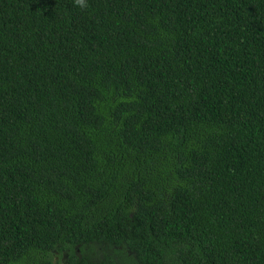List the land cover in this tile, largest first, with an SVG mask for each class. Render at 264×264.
Wrapping results in <instances>:
<instances>
[{
	"label": "trees",
	"instance_id": "16d2710c",
	"mask_svg": "<svg viewBox=\"0 0 264 264\" xmlns=\"http://www.w3.org/2000/svg\"><path fill=\"white\" fill-rule=\"evenodd\" d=\"M88 2L0 0V264H264V0Z\"/></svg>",
	"mask_w": 264,
	"mask_h": 264
},
{
	"label": "rangeland",
	"instance_id": "374dc122",
	"mask_svg": "<svg viewBox=\"0 0 264 264\" xmlns=\"http://www.w3.org/2000/svg\"><path fill=\"white\" fill-rule=\"evenodd\" d=\"M94 252L91 250H80L77 249L75 251V258L77 260H82L84 258H92ZM69 255V254H68ZM68 255L63 258V255L57 251H54L49 255V259L51 261V264H68ZM34 262L41 260V255H34L33 259Z\"/></svg>",
	"mask_w": 264,
	"mask_h": 264
},
{
	"label": "clouds",
	"instance_id": "9594fccd",
	"mask_svg": "<svg viewBox=\"0 0 264 264\" xmlns=\"http://www.w3.org/2000/svg\"><path fill=\"white\" fill-rule=\"evenodd\" d=\"M73 6L80 10H87L89 2L88 0H73Z\"/></svg>",
	"mask_w": 264,
	"mask_h": 264
}]
</instances>
